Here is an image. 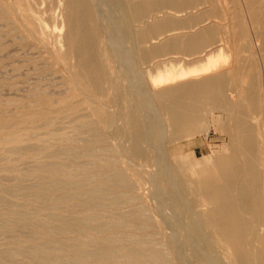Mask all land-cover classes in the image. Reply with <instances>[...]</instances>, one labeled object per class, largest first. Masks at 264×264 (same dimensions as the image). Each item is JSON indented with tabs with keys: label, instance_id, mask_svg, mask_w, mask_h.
I'll return each mask as SVG.
<instances>
[{
	"label": "bare ground",
	"instance_id": "6f19581e",
	"mask_svg": "<svg viewBox=\"0 0 264 264\" xmlns=\"http://www.w3.org/2000/svg\"><path fill=\"white\" fill-rule=\"evenodd\" d=\"M94 1L95 0H92V3ZM196 1L197 0H151V1L139 0V1L125 4L123 3L122 0H110V2H112L111 4H113L116 7V10L120 12V17L118 21H115L114 19H112L111 17L112 15L111 16L109 15L110 17L109 16L106 17V20L104 21V23L100 22V23H103L102 25L103 27L102 26L100 27L98 23L100 19L98 20L97 10L95 9L96 7H94V5L91 3V0H63L64 4L62 6L61 11H62L63 18H64L63 22L65 26V31H64V34L62 33L63 36L61 37L59 42L62 43V46L64 45L65 51L61 53V56L67 59L69 57H74L76 59L75 66L72 65L74 66L75 73L71 72V74L72 73L74 74V80L76 83L79 84L80 82L86 81L88 83H91L95 91L106 90L108 92H112V97L115 100L122 98L121 102H123V100H126L129 103H131V109L126 107L127 109H129L127 112L128 117L126 120H124L126 121L124 131L130 137L131 141L130 140L129 141L131 143L127 145V146L130 145V146L129 148H127V150L125 148V150L128 156H130V159H131L130 161L136 163L137 168L142 169V171L147 168L150 169V167H152V170H153L154 166L156 167V169L158 168L160 169L161 166L163 165L164 166L162 167V169L163 168L166 169L167 166L169 165L168 158L170 157L167 144L174 143L175 141L178 142L184 137L190 138L191 136H194L195 134L202 131L201 129L203 128V125H204V122H203L204 117H203L202 108L205 104L209 103L213 107L212 110L218 109V111H220V114H218L217 116L214 115V118L218 124L217 128L223 133L225 132L228 137L227 144L221 147V149L223 148V151L221 150L222 152L214 155V157H211L210 155H204L202 157H198L197 152L193 150L189 158H186L185 157L186 155L184 156V154L179 150L178 157H177L178 161L177 160L176 162L175 160L172 161V165L170 167L171 169L169 170V172L165 170L168 173H166L165 171H164L165 173L163 172L166 175V178L156 176L158 178V181L157 180L155 181H157L158 185H160V188L162 190L161 192L162 194L160 195H163L166 198V200L167 199L173 200V202L178 204V206L180 207L179 212H177V214L173 213L174 215H173L172 220H174L176 223H180L183 220L186 223V227H185L186 229H183L185 230L184 233L182 231L178 235L180 238V246L182 247V252L180 251L181 253L179 254H182L184 258L197 260L199 261L200 264H211V261L213 260L215 253L218 252L219 250L218 248L221 246V242H225L226 244L229 245L228 248L230 250H228L229 251L228 253L227 252L225 253L226 249L225 250L223 249L224 250L223 253H225L226 256H229L230 258H232L234 261L233 262L234 264H264V84L260 86L258 82L259 81L258 79L260 76V74H258L259 71L257 70V63L259 60L256 62L258 57L256 58V60L252 57L245 58L244 55L246 53L242 55V52H241L242 50H240L241 54L240 53L239 54L242 55L243 57H241L239 54L237 55L238 53L237 51H236L237 56L235 55L233 56V58L230 57L229 56L230 54H227L228 53L227 51H229V49L226 50L225 47L221 46L223 45V43L220 44V42H222L224 38L226 39L227 37H225L224 35V37H220V36L217 37V38H220L219 40L216 39V34L218 35L217 32L221 33L220 30L224 29V28H220L219 25H215V26L214 25L208 26V24L206 26L200 25L201 26L200 28H199V25H197L198 30L196 32H193L191 27L193 28V25L195 24V22L197 23V21L199 20L198 16L196 15L186 18L184 20H182L181 18L180 20L175 19L173 17H165L159 20V18L161 17H158V19L152 20V23L149 24V26L146 28H143V27L137 28L136 26L137 29H135L134 27H132L134 22L137 23V21H140V19H143L142 18L143 15L150 9L155 8L157 5L170 4L175 7L187 6L188 8V6L192 5ZM217 1L220 2L219 0ZM233 1L235 0H232V2ZM246 1L248 4L247 5L248 8H246L247 6L245 7L246 2L243 5L246 8L245 10L249 9L248 10L249 12H247V14L249 13L248 17H246L247 15L245 16L244 14L241 13L244 11V9H242L241 11L240 8L236 12H233L231 15L228 14L227 17L229 16V18H226L224 17V15L223 16L221 15L222 10H221V13L219 12L220 15L218 11L216 10L215 12L218 14L217 15L215 13L214 14L216 17L219 15L221 21L224 18L229 19L230 24L228 25V20H227L226 25L228 26L222 32L224 34L228 33L226 36H231V38L241 37V39L242 38L245 39L248 36L249 40L252 42L254 39L251 38V35L253 36V34H251L249 37L248 27H247L249 23H247V21L251 20L252 24L255 23L257 25H260V27L258 26L259 27L258 30L256 27L255 28L253 27V28L256 29V35L254 37L258 36L255 39L258 40L260 38L261 40H263V44L262 45L260 44L262 47L264 45V7H263L264 5L263 4L261 5V2L263 0L262 1L246 0ZM10 2H8L9 3L7 4L8 6L4 8L5 11L8 12V15L10 14L9 12L15 11L14 14L17 13L20 16L22 20L21 22H23V25L22 24L21 25L23 27L25 26V28H27L28 30H31L32 28L34 29L36 27L34 23L35 22L34 18L36 19V16L32 13V8H31L32 4L30 6L29 0H13L11 4ZM106 2L108 5L109 4L108 0ZM211 2L209 3L212 4ZM240 2L241 0L239 1V3ZM236 3H233V5L235 4L234 6H237ZM224 4H226V2ZM231 4H228V5H231ZM59 5L61 6V4ZM233 5L231 6L233 7ZM211 6L212 5H210V7ZM216 8L222 9L223 7H219L217 4ZM227 8H230V6L226 7V9ZM13 12H11V14ZM100 12L98 14H100ZM164 12H167V11H164ZM192 12L194 13V11L191 10V13ZM204 12L205 11H201V13L205 15L206 12L205 13ZM210 12L211 11L209 10V13ZM166 14H164L163 16H165ZM176 14L178 13H176L175 11V15ZM197 15H199L198 11H197ZM13 16L14 15H11L12 20H13ZM221 16L223 17L222 19H221ZM209 17L210 16H207L206 18L209 19ZM146 19L148 18L146 17ZM226 19H224L223 23L221 22L220 24H224V22H226L225 21ZM215 21L213 22L215 23ZM218 21L219 19L217 20V22ZM208 23H209V20H208ZM253 25H250L249 28L251 29V26ZM177 28H186V29L190 28L192 32L190 30V32L188 31L187 33L183 32L181 35L178 34L173 37L171 36L170 38H167L165 41H163L160 45H155L151 47L150 49H145V48L140 47L141 45L140 43H142L147 38L148 34L150 35L149 32L156 34L166 29H170V30L176 29L177 30ZM25 32L28 33L27 30H25ZM30 33L32 34V32H29V34ZM254 33H255V30H254ZM250 38L253 40H251ZM240 41H239V44H240ZM216 42H218L221 47H219L217 51L215 49L214 51L211 50L210 52H208L209 51L208 50L207 51L208 53L205 51L207 53V56L205 58L203 57L204 59L202 58V56L201 58L199 57L196 64L194 65H190V64L188 65L185 63H181V62L179 63H172V62L169 63L168 62V64L166 65H158L156 67V70L154 73L156 75L155 79L152 80L150 78L151 87L153 89L151 90L154 92V95L157 98L159 108L167 116V121H165L166 118L164 119V117L163 118L161 117L159 119L160 112H156L155 115L159 116L158 119L160 120V122L158 124L157 122H155L157 124L156 128L155 127L149 128V126L146 125V122L153 119L152 118L153 113H155L157 109L153 108L154 106L151 105L152 103H150V101L152 100L151 99L150 101L148 100V98L150 97V93L148 92L149 90L147 91L144 88L143 86L144 84L141 82L143 80H141L139 77L136 76L137 79L139 78L141 81L138 82L137 84L133 82V78L131 75L132 74L131 67L133 68H135L136 66L139 67V65H137L138 61H145L149 59L150 56L159 55L162 52L164 53L181 52L183 54L190 55V54L201 52L203 51L204 47H207L208 45L214 44ZM227 42L225 41L226 44ZM218 43L215 45L219 46ZM235 43L237 42L235 41ZM210 47L208 48L212 49ZM213 47L215 46L213 45ZM234 47L236 48V46ZM240 47H238V49H242ZM248 47L251 49L249 45ZM122 51L126 53V60H125L126 64H123V69L125 68L127 69L126 74L121 73L117 69V67L119 68V64L121 65L122 63L121 61H123L122 56H124L123 55L124 53ZM249 52L251 51H248L247 53ZM215 55L216 56L218 55V56L214 59ZM254 57H256V55ZM195 58H198V56ZM75 59H73V61ZM156 59L158 60V58ZM183 59L185 60V58ZM71 61H72V58H71ZM73 61L70 62V64L71 63L74 64ZM229 62L231 63V67H228ZM70 64L69 66L72 67ZM152 64H154V62H152ZM149 65H150V62H149ZM149 65L147 64V66ZM173 67H178L179 72L178 73L168 72V70ZM120 68L122 69V67ZM28 69H29V66H28ZM163 72H165L166 75L160 76ZM260 78L262 77L260 76ZM71 81L73 82V78ZM72 82L70 84H72ZM139 83H142L143 85ZM83 86H86V85H83ZM70 88H73V86L72 87L70 86ZM39 89H41V87H39ZM77 93H79V90ZM108 95L109 94H107V96ZM71 96L75 97L76 95H71ZM91 96L93 95H90V97ZM108 97L110 98L111 95H109ZM152 99L154 100V98ZM101 100H102V97H101ZM110 100L111 98L109 99V102ZM91 102L92 101H90V103ZM75 103L77 104L78 102H75ZM129 103L128 105H130ZM123 105L120 104V106H123ZM98 106L93 105L92 110H89V111H92L93 114L95 115V118L97 117V119L100 120V122L103 124V122L107 118H109L110 114L108 111L107 112L104 111L105 109L103 110L104 108L103 106H102L103 107L102 109ZM54 109H56V106ZM37 110H35V112ZM51 110L49 111L52 112ZM28 111L30 112V109ZM141 111L143 112L146 111L147 115L145 117L143 116L141 117V115H143ZM122 112L123 111H121V113ZM3 113L6 114L7 112H3ZM21 113H22V110H21ZM47 114L49 115V113ZM55 117H58V116H55ZM19 118L21 119V116H19L17 119ZM17 119L14 118L13 120L14 121L16 120V122H18ZM44 121L48 122V120L46 119ZM51 121H49L48 124H51ZM43 123L44 122H42V124ZM109 123H110V120H109ZM5 124L6 122L2 118L0 120V145L5 142H18L20 139L19 136L21 135V134L19 135L20 132L18 133L15 129H12V130L10 129L11 131L9 130L10 132L7 134V132H5ZM33 124L35 125V123H32V125ZM22 125H24V123ZM116 129L117 128H114V130ZM170 131H174L175 135L173 138L169 139L167 143H165L163 141V135L169 133ZM116 132H118V130ZM120 133H122V131H120ZM61 134H60V137H61ZM117 135L118 134H116V137H119L120 135L122 136V134H119L118 136ZM58 136L59 135H57V137ZM93 136H92L93 137L92 139L89 138L90 140H86V147L82 148L83 150L79 149L78 147L76 148V147L71 146L70 148L64 149V151H55L52 153V155L59 156V155H62L61 153L64 152L68 157L77 158L79 155L85 152L86 154L89 155L90 160L91 158H93V162H92L93 166H94L93 163L96 162L95 163L96 165L99 163L97 166L99 167L104 166V167L98 168V169L95 168V170L93 169V171H91L92 173L88 172L90 170H87V173H90V174H86V175L84 174L82 178L78 179L79 178L78 177L77 179H75L74 176L76 175L73 174L72 172L76 170L73 169L74 171L71 172V170L68 167L69 164L66 165L67 163L61 164V163L49 161L45 164H41V166L36 167L37 168L36 170H33V172L36 173L38 176L37 183L33 182L34 185L30 186L29 184H27L29 185L28 187L22 186L24 188L21 189L17 187L16 185H10V183H8V185L10 186H5V185L3 186L0 184V193L4 192L2 193V195L4 194V196H6L5 193L6 194L14 193V192L17 193L22 190V193L24 192L27 195H30V197L33 196V197H37L38 200H40V198L44 200V198L48 197L51 193L59 192L54 198L55 199L54 202L57 208L62 203H65L71 206H78V207L83 206L85 207V211H86L83 214L79 213L82 215L72 220L68 219L67 216L65 217L64 215H61L60 213L58 215H50L46 217L45 219L44 218L40 219L37 217L38 220H34L33 219L34 214H32L31 209L30 210H25L23 208L21 209L22 206L20 205L17 206L14 203L12 205L7 204L10 207L7 210L8 212L6 213V216L4 213L5 219L1 218L3 221H1L0 219V240H2L1 238L4 236H6V238L9 240V238L7 237L9 232L11 233L13 232L12 235H10V238H11V236H14L13 235L14 231L19 226L30 227L29 229L31 230V232L26 234V240L28 242L27 245H15L9 248L8 250H6L5 253L0 252V264H175L174 258L168 255L165 250H162L156 244V239H155L154 234L145 232V229L147 228V225H148V221H147L148 218L144 217L145 209L142 204L137 206L135 209H133L129 213L119 214L118 217H112L110 215L105 216L104 213H100L99 211H97V208H99L100 206L102 207L103 204L111 206L113 207L112 209H114L115 206H117L119 203L124 201L122 198L124 199L125 197L132 198V199L136 198V195L134 194V192L136 189L137 181L135 178L133 179L132 177H130L131 175L135 176L134 175L135 171L130 168L131 166L130 167L129 165L126 166V169L130 171L131 175H129L125 171V169L120 168L121 166L120 167L116 166L115 163L117 162L115 161H118V160H114L112 158L113 154L112 156L110 153H107L106 155V152H105L106 157L109 154L111 157H109V159L104 157V159L99 160L100 157H98V155L100 153L97 151V149L99 148L96 147L97 148L96 149L95 145L99 144L100 146V143L103 142L104 139L100 138V134H95ZM75 138H72V139H75ZM84 140L82 139V141ZM21 141H25V140H21ZM80 141H81V138L78 141V143L81 144ZM121 143H124V142H121ZM38 147L40 146L37 145V148ZM106 147H109V146L106 145ZM27 148H25V150ZM43 149L44 148H42V150ZM96 151L99 153L98 155ZM119 151H118V154H119ZM124 151H120V152L124 153ZM109 152H111V150ZM112 153L114 152L112 151ZM88 155H86V158L88 157ZM115 155L116 154H114V156ZM101 157H102V154H101ZM36 158L41 159L40 155H39V158L35 156V159ZM111 158L114 161H112ZM114 158L119 159V157L117 156H115ZM22 159L25 160L24 157ZM54 159H57V158H54ZM83 161H79L80 162L79 164H81V162ZM75 162L78 163L77 161ZM75 162L73 161L72 163L75 164ZM102 162L105 163L107 166L104 165ZM121 162L119 160V163L117 164H120ZM121 164L123 166V163ZM73 168H76V167H73ZM2 169L0 172H2ZM152 172L153 171L149 173L151 174ZM79 174L81 175V173ZM150 174L149 176H152ZM17 181L18 180H15L14 183H16ZM153 184H155V182H153ZM154 188L157 189V187L155 186ZM192 191H195L203 196L204 198L203 203L208 208L206 212H199L196 206L191 202V200L188 199L186 194ZM153 192H154V189H153ZM158 193H160V191ZM9 196L7 198H10ZM194 197H190V198H194ZM23 198L24 197L21 198L20 196L19 199H23ZM11 200L14 201V198L12 197ZM38 200L36 201L38 202ZM51 200L52 199H50L49 202H51ZM19 201L20 200H18V202ZM1 202H2V198L0 196V203ZM7 202L9 203V201ZM23 202H25L24 199H23ZM1 206L3 207L4 205H1ZM61 206H60L61 208L65 209V206L64 207L63 205ZM41 207L43 206L41 205ZM41 207L39 206L38 208H41ZM50 208L49 210H51ZM113 215H115V213ZM205 215H207L208 217H206ZM41 217H44V214L43 216L41 215ZM52 222H56V224H51ZM123 225H131L133 227L134 232L130 234L129 233L124 234V233H118L114 231L116 226L118 227V226H123ZM159 226H161V224ZM73 230L78 231L77 235H80L79 232L86 234L85 239L81 241L76 235H75L76 237L71 236L72 234L69 236L68 233ZM170 234L167 233V235H170ZM248 237H250V239ZM6 238H3V240ZM169 238L173 239L170 236ZM212 239H215V240H212ZM7 242L9 243V241ZM174 242L172 240V243L175 245ZM17 243H21V242H17ZM173 248H174V251L177 249V248L175 249V247ZM221 249H222V246H221ZM1 250L4 251V248L0 249V251ZM19 257L25 258L26 261H24V263H19L17 261L18 260L17 258ZM177 257H175V259H177ZM181 261L183 262V260ZM214 261L212 262L214 263ZM185 262H188V261H185ZM176 263H177V260H176Z\"/></svg>",
	"mask_w": 264,
	"mask_h": 264
},
{
	"label": "rangeland",
	"instance_id": "374dc122",
	"mask_svg": "<svg viewBox=\"0 0 264 264\" xmlns=\"http://www.w3.org/2000/svg\"><path fill=\"white\" fill-rule=\"evenodd\" d=\"M10 1L9 0H3V1L0 0V55H1L0 56V85H1L0 86V105H1L0 106V117H2L3 120L6 122V124H5V132H7V134L12 129H15L18 133L20 132L19 135L20 134L21 135L19 136L20 139H19L18 142H5V143H3V144L0 145V168L1 169L3 168L2 169V172H0V184L3 185V186L4 185L5 186L16 185L17 187H19L21 189H23L24 187H28L29 185L30 186L31 185H34L33 182H36L37 183L38 176H37L36 173L33 172V170H36L37 169L36 167L41 166V164H45V163H47L49 161H53V162L61 163V164H66L67 163L66 165L69 164L68 167L71 170V172L74 171V170H76V171L72 172L73 174L76 175V176H74L75 179H77L78 177H79L78 179H80V178H82V176H84V174L86 175V174L92 173L91 171H93V169L95 170V168L98 169V168H102L104 166H100L99 167V166H97L99 163L96 165L95 164L96 162L93 163L94 164V166H93L92 165L93 158H91V160H90L89 155L86 154L85 152L83 154L79 155L77 158L76 157H68L64 152L61 153L62 155H59V156H56V155L53 156L52 153L55 152V151H64V149L70 148L71 146L72 147H76V148L78 147L79 149L83 150L82 148L86 147V140H90L89 138L92 139L94 137L93 135H95V134H100V138L101 139H104V141L101 142L102 144L100 143V146H99V144H97L98 146L95 145V148L96 147L99 148V149L96 148L97 151L100 153L99 154L96 151L97 152V155L99 154L98 155V157H100L99 160L104 159V157L109 159V157H111L112 154H113V157L112 158L114 160H118V161H115V162L119 163V160H120V162L122 160L121 163H123V166H122L121 163L120 164L115 163L116 166L117 167L118 166L119 167L121 166L120 168L125 169V171L129 175H131V173H130V171L128 169H126V166L127 165H129V167L131 166L130 168L135 171V174H134L135 176H132L131 175L130 177H132L133 179L135 178L136 181H137L136 189H135V192H134V194L136 195V198L137 199L136 198L132 199V198H126L125 197V199L122 198L124 201L121 202V203H119L117 206H115L114 209H112L113 207H111V206H108V205L103 204V206L105 208L103 206L102 207L100 206L101 208L100 207L97 208V211H99L100 213H104L105 216L106 215L107 216L110 215L112 217H118L119 214L129 213L130 211H132L133 209H135L137 206H139V205L142 204L144 206V209H145V211H144V217L145 218L146 217L148 218L147 219L148 225H147V228L145 229V232L146 233H153L154 234L155 239H156V244L162 250H165L168 255H170L172 258H174L175 264H182L183 262H184L183 264H191V263L192 264H194V263L195 264H200L199 261H197V260L184 258L182 256V254H179V253L182 252V247L180 246V238H179L178 235L182 231L184 233L185 230H183V229H186L185 228L186 227V223L183 220L180 223H176L174 220H172L173 219V215L174 214H177V212H179L180 207L178 206V204L174 203L173 200H170V199L169 200L168 199L166 200V198L163 195H160V194H162L161 193L162 190L160 188V185H158V183H157V181H158V178L157 177L166 178V175L164 173L165 172L168 173L169 170L171 169L170 167L172 165V161L175 160V162H176V160L178 159L177 157H178L179 150L184 154V156L186 155L185 156L186 158H189V156L191 155V153L193 152V150H195L197 152V156L198 157H202L204 155H210L211 157H214V155H216L218 153H221L223 151V148L221 149V147H223L225 144H227L228 137H227V134L225 132L223 133L222 131H220L217 128L218 127V124H217V121L214 118V115L217 116L218 114H220V111H218V109H213L212 110L213 107L209 103L208 104H205L203 106V108H202L203 117H204V120H203L204 125H203V128L201 129L202 131H200L199 133L195 134L194 136H191L190 138L189 137L188 138L187 137L186 138L184 137V138H182L178 142L175 141L174 143H168L167 144V148H168V151L170 153L169 154L170 157L168 158L169 165L167 166L166 169H164V168L162 169V167L164 166L163 165V166H161L160 169L159 168L156 169V167L154 166L153 167V170H152V167H150V169L147 168V169H144L142 171V169L137 168V164L136 163L130 161L131 160L130 159V156H128V154L126 153L127 148H129V146H130V145L129 146H127V145L131 143L130 142L131 140H130V137L128 136V134L124 131L125 122H126L124 120H126L127 117H128V113L127 112H128L129 109H131V103H129L126 100H123V102H121L122 98L115 100L112 97V92H108L106 90L95 91V89L91 85V83H88L86 81L80 82L79 83L80 85L78 83H76L75 80H74V74H73V73H75L74 66L76 64L75 63L76 62V59L74 57H69L67 59V58H63L61 56V53L63 51H65L64 45L62 46V43L59 42L60 39H61V37L63 36L62 33L64 34V31H65V26H64V22H63L64 18H63V14H62V11H61L62 10V6L64 4L63 0H29L30 6L32 4V6H31L32 13L36 16V19L34 18V21H35L34 23L36 25V27L34 28L35 30L33 28L31 30H28L27 28H25V26L23 27L22 26L23 25V22H21L22 20H21L20 16L17 13L14 14L15 11L14 12L11 11V12H13L12 14H11V12H9L10 13L9 14L10 16L8 15V12L5 11L4 8L8 6L7 5V4H9L8 2H10V4H11L13 0H10ZM106 1L107 0H95L92 3V0H91V3L94 5V7H96L95 9L97 10L98 20L99 19L100 20L101 19L103 20V21L102 20L101 21L100 20L98 21L100 27L103 25L104 21L106 20V17H108L109 15L110 16L112 15L111 17L115 21H118V19L120 17V12L118 10H116V7L113 4H111L112 2H110V0H108V3H109L108 4L109 6H108ZM122 1L125 4H128V3H132V2H135V1H139V0H132V1L131 0H127V1L126 0H122ZM143 1H151V0H143ZM204 1L205 0H197L192 5L188 6V8H187V6L175 7V6L170 5V4H160V5H157L155 8L150 9L149 11H147L143 15V17H142L143 19H140V21L142 22V24H141L140 21H137V23L136 22H134L135 24L133 23V26L132 27H134L135 29H137L138 27L139 28H141V27L146 28V27L149 26V24L152 23V20L158 19V17H161V18H159V20H161V19H163L165 17H173V18L179 19V20L181 18L182 20H184L186 18H189L191 16H195L196 15V16H198L199 20L197 21V23L195 22L196 25L194 24L193 25V28L191 27V29L193 30V32H196L198 30V26L197 25H199V28L201 27L200 25H202V26H206L207 24H208V26H210V25H214V26L215 25H219L220 28L226 29V27L230 24L229 19H226V18H229V16L227 17V15L228 14L231 15L233 12H236L239 8L241 9V11H242V9H244L243 12L240 11L242 14H244L245 16L247 15L246 17L249 16V13L247 14V12H249L248 11L249 9L245 10L246 8H248V6H247L248 4H247V1L246 0H241L240 3H239L240 0H235L237 3L235 1L232 2V0H225V1L224 0H219L220 2H218L217 0H210V1L209 0L207 1L206 0L205 2ZM260 1H262V0H260ZM209 2H211L212 4H210ZM225 2H226V4H224ZM229 2H231L232 4L229 3ZM245 2H246V4H245ZM227 3L228 4H231V5H233V3H236L237 6H234L235 5L234 4L233 7H232L231 5H228ZM59 4H61V6ZM206 4H208V5H206ZM209 4L212 5V6L210 7ZM217 4H218L219 7H223V8L222 9L221 8L220 9L219 8L217 9L216 8L217 7ZM243 4H245V7L246 6L247 7L245 8ZM262 4L264 5V0L261 2V5ZM97 5H98L99 9H98ZM225 5H226V7L230 6V8H227L228 9L227 10L226 7H225ZM240 5H242V6H240ZM193 7H195V8H193ZM176 8L177 9L179 8V9L177 10ZM190 8H191L192 11H194V13L193 12L191 13ZM203 8H204V10H203ZM109 9H110V11H109ZM205 9H207V10H205ZM163 10L164 11H167V12H164ZM179 10H180V12H179ZM209 10L211 11L210 12L211 15L209 13ZM215 10L218 11V13L219 12L221 13V10H222L221 15L222 16L224 15V17H226V18H224V19H226L225 20L226 22H224V24H220L221 22L223 23L224 19L222 21L220 20V16H219L220 13L217 16L218 17L217 18L215 16V14L217 15L218 13H216ZM158 11L160 12V14H159ZM175 11L178 14L175 15ZM197 11H198V14L199 15H197ZM201 11H205L207 13V15H206L205 12H204L205 15L202 14L203 12L201 13ZM99 12H100V14H98ZM150 13H152V14H150ZM163 13L164 14L167 13L166 14L167 16L166 15L163 16L164 15ZM172 13H174V14H172ZM168 14H170V15H168ZM11 15H14L13 16V20L14 21L12 20ZM176 16H178L179 18L176 17ZM204 16H205V18H204ZM207 16H210L209 19L206 18ZM222 16H221V19L223 18ZM146 17L148 19H146ZM216 18H217V20L219 19L218 22H217ZM146 20H148V21H146ZM208 20H209V23H208ZM227 20H228V25H226L227 24ZM213 21H215V23ZM100 22H103V23H100ZM247 23H249V25L247 24L248 25L247 26L248 27V35L250 37V35L253 34V36L251 35V38H253L255 40V42H254L253 39L250 38L251 40H253L251 42L249 40L248 36L245 39L244 38L241 39V37H234V38L232 37L231 38V36H226L228 33L227 34H224L222 32L224 29L223 30L222 29L220 30L221 33L217 32L218 35L216 34V39L219 40L220 38H217V37H219V36L220 37H224V35H225V37H227L226 39H228L229 41L224 38V40L222 42H220V44L223 43V45H221V46L225 47L226 50L229 49V51H227L228 52L227 54H230L229 56L232 57V58H233V56L236 55L237 52H238L237 53V55H238L240 53V50H242L241 51L242 52V55H244L245 53L247 54V55L245 54L246 56L244 55L245 58L246 57H248V58L252 57V58H254L256 60V58L258 57L257 60H256V62L259 60L258 63H257V70L259 71L258 74H260V76L262 77V78H260V76H259V79H258L259 81L258 82H259V85L261 86V85L264 84V72H263V70H264L263 68L264 67H262V66H264V61H263L264 60V54H263L264 53L263 52L264 51V48H263L264 45L261 47V45L263 44V40H261L260 38L258 40L255 39L258 36L257 37H254L256 35V29H254V28L256 27L257 30H258V28L260 27V25H257L255 23H253L254 24L253 25L251 20L247 21ZM222 25H223V27H222ZM250 25H253V26H251V29L249 28ZM136 26H137V28H136ZM252 28L255 30V33H254V30ZM185 29L186 28H177V30L176 29H171V30L170 29H166V30H163L162 32L156 33V34L149 32L150 35L148 34L147 35V38L142 43H140L141 44L140 47L145 48V49H150L151 47H153L155 45H160L163 41H165L167 38H170L171 36L173 37V36H176L178 34L181 35L183 32L184 33H187V31L190 32V30H191L190 28L189 29L187 28L186 30ZM25 30H27L28 33H26ZM180 30H182V31H180ZM192 30H191V32H192ZM250 31L251 32L253 31V32L251 33ZM29 32H32V34L30 33L31 34L30 35ZM33 32H34L35 35L33 34ZM25 33L28 34V35H26ZM164 34H165V36H164ZM171 34H173V35H171ZM166 35H168V36H166ZM229 37L232 40H230ZM234 40L237 43H235ZM240 40H242V41H240ZM225 41L226 42L228 41L227 44L225 43ZM239 41H240V44H239ZM241 42H242V44H241ZM217 43L218 42H216L214 44H211V45H208L207 47H204L203 51L204 52L205 51L207 52L209 50L208 52H210L211 50L214 51V49L217 51L218 48L221 47L219 43H218L219 46H216L215 44H217ZM244 43H245V45H244ZM254 43H255V45H254ZM236 44L239 45V46H237ZM247 44L251 47V49L248 47ZM213 45L215 47H213ZM259 45H260V47H259ZM226 46H227V48H226ZM231 46H233V47H231ZM234 46H236V48ZM240 46H242V47H240ZM208 47H210L212 49H209ZM238 47H240L242 49H238ZM252 47L253 48L255 47V48L253 49ZM122 48H124V47H122ZM230 49H232V50H230ZM56 51H57V53L58 52L59 53L57 54ZM203 51L198 52V53H195V54H190V55H186V54H183L181 52H168V53L162 52L159 55H152V56H150L149 59H147L145 61H138L137 62V65H139V67L138 66H136L135 68L131 67V69H132V72H131L132 74L131 75H132V78H133V82L135 84H137L138 82H140L141 80H143L141 82L144 85L142 83H139V84L143 85L144 88L147 91L149 90L148 92L150 93V97L148 98V100L150 101V99H151L152 100V101H150V103H152L151 105L154 106L153 108L157 109V111H155V113H153V116H152L153 119H151L152 121L149 120V121L146 122V125L149 126V128L150 127H155L156 128L157 127L156 125L160 122L159 119L161 117L162 118L164 117V119L166 118L165 121H167V116L159 108V104H158L157 98L154 95V92L152 91L153 89L151 87V80H150V78L152 80L155 79L156 75L154 73H155L156 67L158 65H166V64H168V62L169 63L170 62H172V63H179V62H181V63H185V64H188V65L189 64L190 65H194V64H196V62L199 59V57L201 58V56H202V58L203 57L205 58L207 56V53L208 52L207 53L205 52V54H204ZM248 51H251V52L247 53ZM122 52L124 53V54L121 53V54L124 55V56L121 55L123 61H121L122 63L119 62V63H121L122 66L119 64V68L117 67V69L121 73H125L126 74L127 69L126 68L123 69V64H126L125 63L126 62L125 61L126 60V53L124 51H122ZM231 53L232 54L234 53V54L232 55ZM242 55H240V56L243 57ZM255 55H256V57H254ZM181 56H183V57H181ZM197 56H198V58H195ZM217 56L215 55L214 56V59ZM71 58H72V61H73V59H75L73 61L74 64L73 63L70 64V62H72L71 61ZM156 58H158L159 61ZM175 58H177V59H175ZM179 58H181V59H179ZM183 58H185V60ZM186 58H188V59H186ZM193 58H195V59H193ZM190 59H191V61H190ZM65 60L66 61L68 60L67 61L68 65H67V63H66ZM149 62H150V65H149ZM152 62H154V64H152ZM69 64L71 66L72 65H74V66L70 67ZM147 64L149 66H147ZM28 66H29V69H28ZM120 67H122V69ZM228 67H231V63L230 62L228 63ZM133 69H134V71H133ZM123 70H124V72H123ZM71 72H73V73L71 74ZM168 72H170V73H178L179 72V68L178 67H173V68L169 69ZM165 75H166L165 72H163L160 76H165ZM136 76L139 77L141 80L138 78L139 79V81H138V79H137ZM72 78H73V82H75V83H73L71 81ZM134 79H135V81H134ZM71 82H72V84H70ZM83 85H86V86H83ZM70 86L71 87L73 86V88H70ZM39 87H41V89H39ZM45 90L47 91V93H46ZM78 90H79V93L80 94L77 93ZM60 93H62V94H60ZM81 93H83L84 95L81 94ZM105 93L111 95L110 102H109V99L110 98L108 97L109 95L107 96V94H105ZM32 94H34V95H32ZM71 95H76V96L73 97ZM86 95H88L89 98ZM90 95H93V96L96 95V96H94V97L91 96L90 97ZM152 95H153V97H152ZM84 97H86V98H84ZM101 97H102V100H101ZM42 98H44V99H42ZM95 98H96V100H95ZM152 98H154V100ZM53 100L55 102L57 100L58 101L55 103ZM103 100L106 101V102H104ZM90 101H92V102L90 103ZM111 101H113V102H111ZM75 102H78V103L76 104ZM96 102L97 103L99 102L101 104H99V103L97 104ZM72 103H73V105H72ZM128 103L130 105H128ZM30 104H32V105H30ZM120 104L121 105L125 104V105L120 106ZM91 105L92 106L93 105H97V106L100 105L98 107H100L101 109L104 107L103 110L105 109L104 111H106V112L108 111L111 116L109 115V118H107L103 122V124H102L100 122V120L97 119V117L95 118V115L93 114V112L92 111H89V110H92V106ZM38 106H40V107H38ZM55 106H56V109H54ZM41 107H43V108H41ZM126 107L129 108V109H127ZM46 108L49 109V110H51V109H53V110H51L52 112H50ZM29 109H30V112L28 111ZM37 109H39V110H37ZM77 109H78V111H77ZM21 110H22V113H21ZM35 110H37L38 112L37 111L35 112ZM113 111H114V113H113ZM121 111H123L124 113L123 112L121 113ZM3 112H7V113L5 114ZM144 112L141 111V113L143 114V115H141V117L142 116L145 117L147 115L146 114V111H144ZM156 112H160L159 113L160 115L157 113L160 117L157 116V115H155ZM47 113H49V115ZM25 114H26V116H25ZM122 115H123V117H122ZM19 116H21V119L20 118L17 119ZM55 116H58V117H55ZM9 117H10V119H9ZM158 117H159V119H158ZM2 118H0V120ZM12 118L13 119L14 118L17 119L18 122H16V120L14 121ZM82 118H84V119H82ZM208 118L211 119V120H209ZM45 119L48 120V122H45L44 121ZM77 119H79V120H77ZM109 120H110V123H109ZM41 121L44 122L45 124L44 123L42 124ZM49 121H51V124H48ZM155 122H157V124ZM212 122H213V124H212ZM8 123H10V124H8ZM23 123H24V125H22ZM32 123H35V125L34 124L32 125ZM117 123H119V124H117ZM116 125H118V126H116ZM114 128H117V129L114 130ZM117 130H118L119 133L116 132ZM120 131H122V133H120ZM60 134H61V137H60ZM116 134H118V135L119 134H122V136L120 135L119 137H116ZM28 135H30V136H28ZM57 135H59V136L57 137ZM174 135H175L174 131H170L169 133L164 134L163 135V141L165 143H167L169 139H171V138L174 137ZM70 136H71V138H70ZM67 137H68V139H67ZM45 138H47V139H45ZM72 138H75V139H72ZM80 138H81V141H80L81 144L78 143V141L80 140ZM82 139L83 140L85 139V140L82 141ZM21 140H25L27 142L21 141ZM124 140L125 141L127 140V141L125 142ZM121 142H124V143H121ZM106 143H108V144H106ZM54 144H56V145H54ZM3 145H5V146H3ZM37 145L40 146V147L37 148ZM65 145L68 146V147H66ZM106 145L109 146L110 148L109 147H106ZM60 146H61V148H60ZM101 146L104 148V150L105 149L106 150L104 151ZM47 147H48L49 151H48ZM25 148H27V149L25 150ZM42 148H44V149L42 150ZM108 148H109V150H108ZM125 148H126V150H125ZM110 150H111V152H109ZM119 150L120 151H124L125 150L124 151L125 155H124L123 152H120ZM20 151H22V152H20ZM40 151H41V153H40ZM100 151L101 152L103 151V152L101 153ZM112 151L114 153H112ZM118 151H119V154L120 155L118 154ZM105 152H106V155H107V153H110L111 156L109 154L106 157L105 156ZM37 153H39V154H37ZM34 154H36V155H34ZM101 154H102V157H101ZM103 154H104V156H103ZM114 154H116L115 156L119 157V159H117V158L115 159L114 158L115 157ZM39 155H40V158L41 159H37V158L35 159V156L39 158ZM86 155H88L87 158H86ZM23 157L25 158V160L22 159ZM44 157H46V158H44ZM58 157H59V159H58ZM120 157H121V159H120ZM54 158H57V159H54ZM78 158H80V159H78ZM112 158H111V160L114 161ZM126 160H127V162H126ZM73 161L74 162L77 161L78 163L75 162V164H76L75 165L74 163H72ZM79 161H83V162H81L82 165L79 164L80 163ZM37 163L40 164V165H38ZM124 163H125V165H124ZM71 164H73V165H71ZM103 164L106 165L105 163H103ZM73 167H76V168H73ZM4 168H5V170H4ZM77 168L80 169V170H78ZM1 169H0V171H1ZM161 169H162V171H161ZM3 170H4V172H3ZM87 170H90V171H88L90 173H87ZM165 170H167L168 172L165 171ZM151 171H153V172L150 174L149 172H151ZM78 172L81 173V175ZM19 174H21V175H19ZM149 174L152 175V176H149ZM1 175H2L3 179L1 177ZM141 176H142V178H141ZM155 177H156V179H155ZM15 178H17V179H15ZM141 179H143V180H141ZM151 179L152 180L154 179V180L152 181ZM15 180H18V181L16 183H14ZM155 180H157V181H155ZM4 181H6V182H4ZM153 182H155L156 185L153 184ZM8 183H10V185H8ZM27 184H29V185H27ZM22 186H24V187H22ZM154 186L157 187V189L154 188ZM153 189H154V192H153ZM159 191H160V193H158ZM2 193H4V192H2ZM2 193H0V196L2 198V202L0 203V214H1L0 215V219L1 218L2 219H5L4 213H5V216H6V213L8 212L7 210L10 207L9 205H12L13 203L15 205H17V206H19V205L22 206L21 209L22 208L25 209V210H30L31 209L32 214L35 215V216L33 215V219L34 220H38V218H40V219L41 218L42 219L44 218L45 219L46 217H48L50 215H58L59 213L61 215H64L65 217L67 216L68 219H71L72 220V219H75L76 217H78V216H80V215H82L83 213L86 212L85 211V207H83V206H79V207L78 206H71V205H67L65 203H62L61 204V205H63V207L65 206V209L61 208L62 207L61 205H60L61 207L59 206L57 208V206L55 205V202H54V200H55L54 198H55V196L59 192L58 193L57 192L56 193L55 192L54 193H51L48 197L44 198V200H42V198H40V200H38L37 197H33V196L30 197V195H27L24 192L22 193V190L19 191V192H17V193H15V192L14 193H7V194L5 193L6 196L7 195L9 196V194H10V196H9L10 198H7L8 196L6 197V196H4V194L2 195ZM154 194H156V195H154ZM19 195L21 196V198L24 197L23 199H24L25 202H23V199H19L20 198ZM197 195H199V196H197ZM186 196L196 206V208H197V210L199 212H206L207 211L208 208L203 203L204 202V198H203V196L201 194H199V193H197L195 191H192V192L187 193ZM12 197L14 198V201L11 200ZM190 197H194V198H190ZM48 198L52 199L51 202L53 204L51 202H49L50 199H48ZM152 199H154V200H152ZM162 199H163L164 203H163ZM18 200H20V201L18 202ZM28 200H29V202H28ZM32 200H33V202H32ZM36 200H38V202ZM7 201H9V203ZM50 203L53 206H51ZM127 203H129V204H127ZM7 204H9V205H7ZM40 204L43 207H41ZM44 204H46L47 207ZM1 205H4L5 207L4 206L2 207ZM39 206L41 208H38ZM50 206H51V208H50ZM6 207H8V208H6ZM49 208L51 210H49ZM4 209H5V211H4ZM46 209H47V211H46ZM69 209H70V211H69ZM78 209L79 210L82 209V210L79 211ZM58 211H60V212H58ZM158 211H159V213H158ZM79 213H82V214H79ZM114 213H115V215H113ZM43 214H44V217H41V215L43 216ZM205 216L208 217L207 215H205ZM2 219H1V221H3ZM156 220L159 221L160 223L157 222ZM160 220H162V221H160ZM150 222H151V224H150ZM153 223H154V225H153ZM158 223H159V225L161 224V226H159ZM51 224H56V222H52ZM169 226H170V228H169ZM29 228L30 227H27V226H19L15 230L17 232L14 231V234L13 235L15 237L14 236H11L12 239L10 238V235H12L13 232L12 233L9 232V234L7 236L9 238V240L6 238V236L2 237L1 238L2 240H0V249H3L4 248V251L1 250L0 252L5 253L6 250H8L9 248H11V247H13L15 245H27L28 242L26 240V234H28V233L31 232V230ZM125 228H127V229H125ZM27 229H29V230H27ZM114 231L115 232H118V233H124V234H128V233L130 234V233H133L134 232L133 227L131 225H123V226H118V227L116 226L115 229H114ZM18 232H20V233H18ZM77 232L78 231H74L73 230V231H70L68 234H69V236L71 234H72L71 236H75L76 235L81 241H83L85 239V237H86V234H83V233H80L79 232L80 235H77ZM24 233H25V235H24ZM167 233H169V234L171 233V234L170 235H167ZM17 234L18 235L20 234L22 237L20 235L18 236ZM68 234H67V236H68ZM82 236H84V237H82ZM169 236L172 237L173 239L169 238ZM165 237H166L167 240L165 239ZM3 238H6V239L3 240ZM248 238L250 239V237H248ZM18 239H20V240H18ZM21 239H23V240H21ZM172 240H173V242L175 240L174 243H175L176 246L172 243ZM212 240H215V239H212ZM7 241H9V243ZM17 242H21V243H17ZM12 243H13V245H12ZM221 246H222V249H221ZM221 246L218 248L219 250H218L217 253H219V254L215 253L214 258L212 260V261H214V260L215 261H214V263L211 261V264L212 263L213 264H215V263L216 264H222V263L223 264H234L233 263L234 262L233 259L230 258L229 256H226V254H225L226 252L227 253L229 252L228 250H230L228 248L229 245L226 244L225 242H221ZM173 247H175V249L177 248L176 249L177 251L176 250L174 251V248ZM223 249L224 250L226 249L227 251L225 250V253H223L224 252ZM173 251L176 252L177 254L174 253ZM175 257H177V259H175ZM179 257H181V258H179ZM17 259H18L17 261L19 263H24V261H26L25 258H23V257H19ZM220 259H221V261H220ZM176 260H177V263H176ZM181 260H183V262ZM185 261H188V262H185Z\"/></svg>",
	"mask_w": 264,
	"mask_h": 264
}]
</instances>
